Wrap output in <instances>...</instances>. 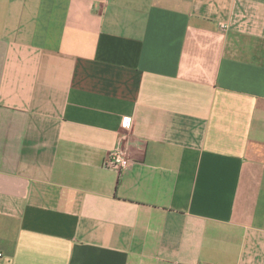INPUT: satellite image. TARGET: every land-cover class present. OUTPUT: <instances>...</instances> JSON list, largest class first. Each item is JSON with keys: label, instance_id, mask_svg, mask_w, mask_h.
Instances as JSON below:
<instances>
[{"label": "crops", "instance_id": "1", "mask_svg": "<svg viewBox=\"0 0 264 264\" xmlns=\"http://www.w3.org/2000/svg\"><path fill=\"white\" fill-rule=\"evenodd\" d=\"M0 264H264V0H0Z\"/></svg>", "mask_w": 264, "mask_h": 264}, {"label": "built area", "instance_id": "2", "mask_svg": "<svg viewBox=\"0 0 264 264\" xmlns=\"http://www.w3.org/2000/svg\"><path fill=\"white\" fill-rule=\"evenodd\" d=\"M121 125L124 128H127L130 125L129 118H122ZM130 162L123 158L122 153L119 149L112 151L107 160L104 162L105 167H117L119 169H124L128 167Z\"/></svg>", "mask_w": 264, "mask_h": 264}]
</instances>
